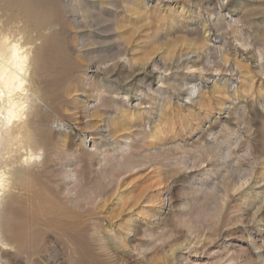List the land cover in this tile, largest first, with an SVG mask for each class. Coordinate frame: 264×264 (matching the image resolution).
Here are the masks:
<instances>
[{
	"label": "rangeland",
	"instance_id": "rangeland-1",
	"mask_svg": "<svg viewBox=\"0 0 264 264\" xmlns=\"http://www.w3.org/2000/svg\"><path fill=\"white\" fill-rule=\"evenodd\" d=\"M88 1L76 28L65 0L35 12L0 0L31 30L44 12L60 22L38 40L43 144L0 210V262L264 264V0ZM209 33V59L196 58Z\"/></svg>",
	"mask_w": 264,
	"mask_h": 264
},
{
	"label": "bare ground",
	"instance_id": "bare-ground-1",
	"mask_svg": "<svg viewBox=\"0 0 264 264\" xmlns=\"http://www.w3.org/2000/svg\"><path fill=\"white\" fill-rule=\"evenodd\" d=\"M22 1L26 3L28 9H32V12H35L34 10H41L45 6L54 3L56 0ZM139 1L142 4L147 5L152 0ZM87 3H89L88 0H65L66 12L70 14L69 19L76 28L87 26L85 25L86 21L84 20L87 13ZM53 16L54 15L48 12L38 14L37 27L34 30H31L27 24H24L22 19L9 18L7 16L5 17L4 14H0V210L7 197L15 196V191L27 184V179L31 177L32 160L40 156L39 154L36 156L33 149L37 145L42 146L43 141L40 139L38 140V134L33 131L31 126L32 117H36L33 115H39L38 111L39 108H41L39 104L40 101L45 99V95H43L42 89L36 80L39 66L37 64L36 49L38 47L39 39H41L53 27L57 28L60 26V22L55 20ZM187 17L192 18V13H189ZM215 22L216 24L221 22L220 15L215 17ZM88 34L87 32L79 31L77 36L78 44H80L84 51V48H86V51H89V47L93 44L89 42ZM204 41V44L195 47V50L191 51L196 54V58L206 56V58L208 57L209 59V53H212L213 48H211V44L214 42L213 34H207ZM182 56L183 55L178 56L177 59L179 62L181 61ZM57 59L59 62L64 61L62 54L58 55ZM87 59L89 62H92L94 58ZM125 60L127 63L129 62L128 57H126ZM223 60L224 64L227 66L229 60L227 58H223ZM108 62L109 60H98L97 64L99 67L106 70L110 67ZM161 65L162 66L154 64V68H165L168 65L169 68H171V65L168 64L167 61ZM204 69L205 68H202V70ZM215 70L218 71L221 69L217 67ZM189 91L188 98L191 100V103H199L202 105V100L192 96V94H197V97L200 95L202 98L205 97V92L200 87V84L193 83ZM188 111L191 114L193 109ZM162 125L163 121L161 120L159 124L156 125L155 131L159 132ZM14 147L19 149L26 148L28 152H24L26 154H19L12 158L10 153L13 151ZM72 171L69 170L67 172L69 173V176L73 178L75 177V173H72ZM23 212L26 213V211ZM9 218V226L14 229L19 226L18 228L22 235L27 233L25 224L18 223L16 226L12 222L11 217ZM107 235L108 237H111L110 234ZM0 246L3 248L10 246V242L7 240L1 227ZM0 264L3 263L0 262Z\"/></svg>",
	"mask_w": 264,
	"mask_h": 264
}]
</instances>
